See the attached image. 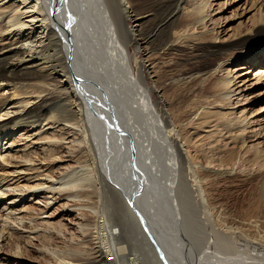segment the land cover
<instances>
[{"label":"bare ground","instance_id":"1","mask_svg":"<svg viewBox=\"0 0 264 264\" xmlns=\"http://www.w3.org/2000/svg\"><path fill=\"white\" fill-rule=\"evenodd\" d=\"M154 1L161 17L148 30V20L146 24L139 21L146 14L145 7ZM214 2L0 0V157L11 141L6 142L9 135L22 127L30 129L36 132L40 146L29 142L30 136L18 137L17 142H22L19 151L25 155L20 166L34 164L35 177L46 172L51 179L47 188L56 193L69 191L65 196L70 203L62 208H71L76 216L90 208L97 218L111 206L109 212L116 213L118 221L103 215L95 224L99 233L95 232L93 253L100 263L114 264L109 258H119L117 241L126 233L130 245L132 240L142 241L141 246L136 243L134 253L138 252L143 264H164L126 199L130 189L170 264H264V234L252 257L243 253L241 258L225 257L213 250L218 248L220 222L214 218L212 196L218 190L208 178L233 173L230 165L243 158L242 151L248 154L262 146L251 143L248 147L246 134L253 138L261 126H254L257 121L249 118L246 105L240 102L264 81V12L246 32L227 33L222 38L221 33L229 31L222 28L220 33L212 26L219 12ZM249 4L250 0H244L245 9ZM217 6L220 9L219 3ZM177 49L189 50L193 62L179 67L181 63L174 58V74H163L156 65L166 63ZM195 83L199 94L188 105L182 89ZM6 87H10L9 97L2 93ZM155 93L159 101L154 99ZM159 102L163 104L160 108ZM259 116L264 118V107ZM157 132L165 150L161 158L150 152L149 135ZM225 139L227 143L222 145ZM222 160L230 165L222 167ZM74 162L76 165H69ZM248 162L264 177V155L250 157ZM83 171L86 175L79 176ZM7 177L0 176V182ZM90 192L97 194L103 206L76 202L80 197L89 198ZM8 193L0 189V199ZM183 196H189L201 211L198 223L206 236L202 249L183 223ZM240 216L243 226L259 223L253 214ZM25 220L14 217L9 224L11 235L2 236L0 264H39L23 257L27 250L22 240L32 244L42 237L51 238L43 234L41 226L46 225L47 230L56 227L43 217L37 223ZM78 224L85 226V222ZM55 250L40 251L55 259V264H81ZM72 253L87 252L76 249ZM258 256H262L259 263L254 261Z\"/></svg>","mask_w":264,"mask_h":264},{"label":"rangeland","instance_id":"2","mask_svg":"<svg viewBox=\"0 0 264 264\" xmlns=\"http://www.w3.org/2000/svg\"><path fill=\"white\" fill-rule=\"evenodd\" d=\"M153 3L154 5L150 3L145 7L144 10L146 11V14L142 15L144 16V18L141 17L142 21H139L140 23L146 24L148 20V26L150 27L148 30H150L151 26L154 23L158 22L160 20L159 18L161 17V14L156 11V1H154ZM218 3L220 4V9H217ZM243 3L244 0H215V2L213 3L214 5H216L214 7L215 10H219V12L215 16L216 24L213 23L214 25L212 26H215L214 28H216V30H219L220 33L222 28H226L229 31L222 32V38L225 37L227 33L229 35L231 34L232 36L246 32V30L250 28L251 25L255 21H257L264 12V0H250V4L246 6V9L244 8ZM145 17H147V19H145ZM134 25L135 23L131 22V26ZM160 25L161 24H159V26ZM189 52V50L177 49L176 51L171 52L168 55L166 63H158L156 67H162L163 74H165L166 71H171V73L174 74V58L181 63L179 67L189 66L193 62V59L190 57ZM144 57V55L140 56V58L143 59ZM187 59H189L190 61H187ZM258 63H260V61H257L256 64ZM147 65L148 64H146V67H148ZM239 66H241V64H239L237 67ZM149 81H153V78H151ZM9 90L10 87H6L5 91L2 92L4 96H10L11 93H9ZM182 91L185 94L184 98L188 100V105H191L194 101V95L199 94V90L197 89V83L185 86ZM245 95L247 97H245V99L240 102V105L245 104L248 110L247 115L249 116V118H252L257 121L254 126H256V128H259L261 126L257 133L254 134L253 138L249 136L251 133L246 134L248 135V147L251 143H259L262 146L260 148H254L248 154H245L242 151L243 158L235 162L236 165H233L235 163H232L231 165L227 164L224 160H222V163L224 165H222V167L225 168L227 165L232 166V168H234L233 173H224L220 174L219 176L208 178L214 183V188L216 187L218 190L215 191L212 196V200L216 205V211L214 210V212H217L214 214V218L215 220H219V225L222 223V225L226 226L225 224H227L226 228L228 229L226 230V228L222 225L217 226L219 227V230L216 227L217 235L219 236V239L217 241L218 248L213 247V250L217 249L221 252V255H226L225 257L231 258H241L243 254L247 257L254 256L257 253L256 248L259 247L258 240L263 237L264 234V196L262 195V187H264L263 172L252 169V164L248 162V158L250 157H253L254 159L255 157H261L262 155H264V118L259 116L262 108L264 107V81H262L261 84L257 87L245 93ZM155 98H157L159 101L160 97L158 93H155L154 99ZM17 100L18 98L12 101ZM159 103L160 108L163 106V104L161 102ZM9 108L13 109L14 106L10 104ZM34 133L36 132L32 133L30 129L24 130L22 127L21 129L14 131L11 134L12 136H8L6 142H8L10 139L11 141L6 145V147L4 146L2 149L3 156L0 157V162H2L4 165H0V176L8 177L4 181L0 182V189L4 192L11 193H8V195L6 194L4 198L0 199V246L3 244L2 236L5 234L7 236L11 235V231H9V229H11L9 224L14 223L12 222V219L14 217L26 219L25 221L27 222H29V220L27 219H31L33 223H37L38 220L43 217L46 220L52 221L56 228H51L50 230H47L48 228L46 225L41 226V231H43V234L46 236H51V238L42 237L37 241H32V244L30 242L27 243L28 241L26 239L22 240V245L27 250L26 252L22 253L24 254V258L36 260L39 264H55V259H50L49 255H44L45 252H43V255H41L40 250L56 249L55 251L64 252L68 260L71 261L79 260V263L81 264H103L98 261L99 258H95L96 255L93 253L95 252V246L97 245V240L95 239V232L97 231L99 233L95 224L98 222V220L101 219L103 215H110L113 219H115V221H118L117 214H111L112 211H109L112 208L111 206L109 208L108 205H106V207L109 208V210H104V213H102V215H99L97 218L91 212L90 208H85L81 210L85 212L82 214V216L74 215L71 211V208H62L63 204L69 202L70 200V197L66 198L69 191H59L56 193V190L54 191L52 189L47 188L48 184H50L49 182L51 179L46 177V172L44 173L43 177H35V173H37V167L34 166V164H28L30 166L29 168L23 167L25 155L23 152L19 151L22 142H17V138L23 134H25V136H30L28 138V141L33 142L38 147L40 146V144ZM151 134L152 136L149 135V143L151 147L150 152H153V155L158 156L159 158H161V155L165 156V150L161 149L162 136L160 135V137H158L159 132ZM13 141H16L17 143L11 146L10 143ZM6 142H4V144H6ZM226 143L227 141L225 139L222 142V145H225ZM66 151L67 149H65V152ZM221 154L224 153L221 152ZM21 163L23 165L20 166ZM40 165L44 169H46L44 162L40 163ZM69 165L74 166L76 164L74 162L71 164L69 163ZM150 173L153 174V172ZM83 174L86 175V173L83 171L79 173V176H83ZM41 182H45L46 184L44 186L41 185L40 187H37L38 184H40ZM81 194L83 195V191L80 192V195ZM87 195L88 197H90H80V200L78 199V201L76 202L78 204L81 203L91 206H103V204L100 203L99 200H97V194H95L94 192H90ZM20 196H23L21 197L22 200L20 199L18 201L13 202V198L15 199ZM83 196H85V194ZM188 197L183 196L182 198V200L185 199L183 208L186 214V216L184 215L183 223L186 224L187 229L189 228L191 229V232L193 231V234H195L193 235L195 243L199 249H202L206 242V236L203 235L204 232L201 228V224L199 225L198 223V214H200L201 211L193 205L190 197ZM103 209L104 208L102 207L101 210ZM246 213L253 214L256 217L255 219H257L259 223L256 226L241 225L239 221V216ZM218 215H220V218L217 219V217H219ZM201 217H203V215H201ZM6 219L9 223H4ZM226 220L228 222H226ZM78 221L85 222V226L81 228V226L78 224ZM62 224H65V227H63L62 229V233L59 234L58 231L63 226ZM115 224H119L118 226L121 225V223L118 222H116ZM3 228H6V230H4V234L1 233V230ZM209 228L211 229L212 227L209 226L208 229ZM197 233L200 234L197 235ZM233 233L235 236L232 235ZM126 236L127 234L123 233L117 241V255H119V258H117L118 260L114 257L109 258V260L114 262V264H134V259L136 260L138 258V252L136 254L134 253V251L136 252V250H134V247H136V243L140 244L142 241L140 239L137 242H134V240H132L130 245ZM222 240H225L224 243ZM242 240L245 241L243 242ZM220 242H222V245L220 244ZM226 242H228L229 244ZM66 249H68L69 251H63ZM76 249H81V251L87 253H84L82 255L80 253L73 254L72 251H76ZM251 251L253 252L251 253ZM255 258L256 259H254V261L257 263L262 260V256H258ZM143 263L144 262L142 257L138 258L137 264ZM104 264H111V262H107Z\"/></svg>","mask_w":264,"mask_h":264},{"label":"water","instance_id":"3","mask_svg":"<svg viewBox=\"0 0 264 264\" xmlns=\"http://www.w3.org/2000/svg\"><path fill=\"white\" fill-rule=\"evenodd\" d=\"M126 199L129 201L130 206L134 209V212L139 217V220H141L143 226L146 228V232L150 236L151 241L153 240V244L157 248L158 256L162 257V260H163L164 264H170L166 254L164 252V249L159 244V242L157 241L156 237L154 236V234L150 230V227H149V224H148V220H147L144 212L142 211V209L138 206V204L136 202V194H135V192L129 189L126 192Z\"/></svg>","mask_w":264,"mask_h":264}]
</instances>
